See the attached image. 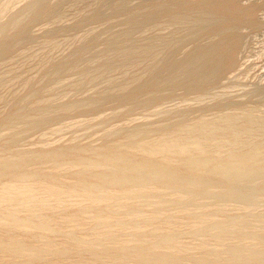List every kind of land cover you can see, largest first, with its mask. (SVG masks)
I'll return each instance as SVG.
<instances>
[{
	"label": "rangeland",
	"instance_id": "obj_1",
	"mask_svg": "<svg viewBox=\"0 0 264 264\" xmlns=\"http://www.w3.org/2000/svg\"><path fill=\"white\" fill-rule=\"evenodd\" d=\"M41 1L0 0V24H10L7 31L0 27L3 36L10 34L0 33V158L54 145L120 149L195 127L201 128L199 137L235 135L227 147L234 155L264 157V0ZM45 4L49 10L43 12ZM130 130L139 132L133 143L125 137ZM47 157L36 164L47 169ZM252 163L238 173L244 184L237 174L230 176L238 188L230 190L235 198L219 205L258 189L245 198L253 209L260 202L257 211L251 208L258 216L250 211L261 225L264 162ZM210 195L201 201H214ZM175 201L170 208L196 202ZM233 205L226 212L242 214ZM263 242L264 231L234 256L236 264L264 262Z\"/></svg>",
	"mask_w": 264,
	"mask_h": 264
},
{
	"label": "bare ground",
	"instance_id": "obj_2",
	"mask_svg": "<svg viewBox=\"0 0 264 264\" xmlns=\"http://www.w3.org/2000/svg\"><path fill=\"white\" fill-rule=\"evenodd\" d=\"M39 7L41 13L49 10L43 6L42 12ZM9 26L6 23L4 31ZM200 129L181 136L154 135L141 144L133 143L139 132L130 130L125 137L133 144L120 149L114 142L88 149L68 145L59 150L54 145L7 156L5 152L0 158V264H236L234 256L260 236L264 223H253L257 221L250 211L254 204L245 198L252 190L242 191L237 201L230 198L243 211L238 216L226 212L232 204L222 206L227 202L223 199L234 197L230 190L236 184L231 177L237 174L240 179L239 171L251 161L264 162V157L257 161L252 152L237 156L228 151L235 133L232 140H219L212 134L197 136ZM41 156H48L47 169L36 164ZM206 156L210 157L201 167ZM239 182H246L245 178ZM209 195L214 201H201ZM132 199L137 203L130 207ZM193 199L196 202L188 205L181 202ZM173 200L181 205L176 207L175 201L171 204L176 208H170ZM216 207L219 213L214 212ZM248 211L252 219L248 217L247 223Z\"/></svg>",
	"mask_w": 264,
	"mask_h": 264
}]
</instances>
